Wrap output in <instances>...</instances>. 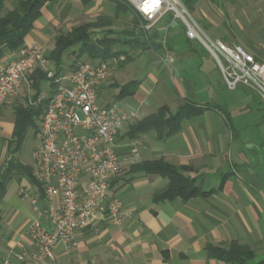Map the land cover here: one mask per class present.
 <instances>
[{
	"label": "crops",
	"instance_id": "1",
	"mask_svg": "<svg viewBox=\"0 0 264 264\" xmlns=\"http://www.w3.org/2000/svg\"><path fill=\"white\" fill-rule=\"evenodd\" d=\"M191 7V13L211 37L227 44L245 40L248 49L255 50L264 31V0H193ZM114 8L115 4L107 0H63L58 9L44 8L24 44L0 58L2 67L34 45L43 50L46 58L30 75V83L34 81L38 88L31 87L33 93L29 94L23 84L17 98L2 108L0 163L10 156L16 106H27L38 89L39 98L47 107L49 91L54 88L48 73L76 68L68 70V56L77 47L65 52L60 66L51 60L58 35L73 26L94 22L99 15L111 16L108 9L114 13ZM154 32L167 39L175 62H167L164 51L119 49L121 54L106 60L112 73L99 91L101 104H117L136 114L133 121L123 126L115 146L122 173L113 179L112 187L122 203L123 219L119 224L101 221L78 230L70 250L59 248L54 261L41 264H228L208 257L205 248L208 244L234 241L259 251L258 257L264 259L263 179L249 172L252 152L259 155L263 147L260 140L258 146L252 138L249 140L250 126L244 129L236 122L234 130L224 113L209 109L182 121L178 131L167 139H160L156 128L131 135L134 124L164 106L174 112L186 102L228 104L215 60L197 46L198 42L186 37L180 21L169 14ZM126 58L131 60L125 62ZM40 73L45 77L40 78ZM214 73H218V78ZM217 97L223 101H211ZM41 117L42 114L37 118V128L29 129L20 149L10 156L31 169L37 144L29 135L33 130L39 136ZM26 140L32 152L23 151ZM157 160L184 168V175L194 182L199 193L186 201L181 197L155 200V193L167 188L170 179L136 167ZM59 205V197L50 198L36 178L24 173L11 179L0 204L1 260L15 264L20 256L34 249L30 234L33 222L40 219L48 226L49 211Z\"/></svg>",
	"mask_w": 264,
	"mask_h": 264
},
{
	"label": "built area",
	"instance_id": "2",
	"mask_svg": "<svg viewBox=\"0 0 264 264\" xmlns=\"http://www.w3.org/2000/svg\"><path fill=\"white\" fill-rule=\"evenodd\" d=\"M147 21L158 26L169 14L180 21L189 40L199 42L215 60L229 90L246 87L264 103V35L255 50L229 45L211 37L181 0H126ZM165 60L175 62L171 53ZM46 62L39 46L0 67V116L2 108L18 96L23 84L31 91L30 75ZM107 61L81 62L69 72H49L54 88L41 117L39 141L33 152V176L47 195L59 197L60 205L49 211V225L33 222L30 234L35 248L15 264L50 263L59 248L70 250L78 230L101 221L121 223L122 203L112 181L122 173L116 151L117 138L134 112L117 104L99 102L101 85L111 76ZM30 104L38 105L42 98ZM3 264L10 260L3 259Z\"/></svg>",
	"mask_w": 264,
	"mask_h": 264
},
{
	"label": "trees",
	"instance_id": "3",
	"mask_svg": "<svg viewBox=\"0 0 264 264\" xmlns=\"http://www.w3.org/2000/svg\"><path fill=\"white\" fill-rule=\"evenodd\" d=\"M10 1H13L14 5L10 6ZM62 1L0 0V58L7 51H17L24 44L26 36L33 29L34 23L41 17L44 8L50 10L58 9ZM107 1L115 4L114 16L102 14L94 22L82 23L73 26L67 33H60L57 37L56 47L52 53L51 60L60 66L65 52L75 47H77V50H73V52L77 51V59L88 55L94 62L106 61L113 56L121 54V51H126L125 49H121L119 52V46H128L130 50L140 52L147 49L163 51L162 42L157 40L154 31L149 32L144 28L147 25V21L129 2L126 0ZM192 1L187 0L185 2L189 10L192 8ZM127 15L131 16V20L127 22V27L120 30L112 27L115 19L126 17ZM128 60L131 59L126 58L125 62ZM40 74V78L45 77V74ZM31 85L33 89L38 88V85L34 81ZM38 91L37 89V92L35 91V94L32 96L34 101L40 97ZM125 93L128 92L122 91V94ZM256 97L260 103H263L258 96ZM49 101L50 97L47 99V103ZM228 106L226 102L225 105L216 102L203 105L186 102L174 112H171L167 106H164L143 121L134 124L131 128V135L136 136L151 128H156L159 131L160 139H167L178 131L182 121L209 109L224 113L231 128L235 130L236 127ZM45 108L42 101L36 106H25L23 104L16 106V128L10 142V156L20 149L29 129L37 128V118L44 112ZM136 168L148 173L160 174L170 179V184L167 188L155 193V200H174L177 197H181L183 201H186L199 193L194 182L184 175V168H176L163 160L145 162L139 164ZM24 173L35 179L32 169L14 157L0 163V204L7 194L8 182ZM1 221L2 214L0 209V229ZM205 254L210 258L222 259L228 264H264V259L259 258L254 249L246 245H240L235 241L230 244H208L205 248ZM0 264H2L1 258Z\"/></svg>",
	"mask_w": 264,
	"mask_h": 264
},
{
	"label": "rangeland",
	"instance_id": "4",
	"mask_svg": "<svg viewBox=\"0 0 264 264\" xmlns=\"http://www.w3.org/2000/svg\"><path fill=\"white\" fill-rule=\"evenodd\" d=\"M9 3H10L9 4L10 6L14 5L13 1H10ZM111 11L112 10L108 9L109 14H111V17H113L114 13ZM261 12H263V10ZM106 13H107V11H106ZM130 20H131V16H129V15H127L126 17L119 18V19H115L112 27L120 30L124 27H127L128 26L127 22ZM144 28L146 30H148L149 32L156 30L155 29L156 26L152 27V28H147L145 25ZM155 35L157 36V40L162 42V44H163L162 49H163L164 53H170V49L168 48L167 39L166 38L161 39L160 35H157L156 33H155ZM263 35H264V31L262 32V35L259 38V41L262 39ZM233 44H242L245 47H247V42L245 40L233 41L229 45H233ZM200 45H197V46H199L200 49L206 50L202 44H200ZM119 48L122 50L125 49L127 51H130L128 46H119ZM247 49H248V47H247ZM75 50H77V49L75 48ZM76 52L77 51L72 52L68 56V58L70 60V62L68 64V68H69L68 70H71V69L77 67V65L81 62H94L90 57H88V55H84L80 59H77V53ZM214 76H215V78H218V73L217 74L214 73ZM214 80L215 79L213 77V81ZM215 90L218 91L217 88H215ZM224 90H225V98L228 101V105H229L228 107L230 109V115H231V118H232L234 124H236V122H237L239 127H244V129L245 128L248 129V127L250 126L249 127V130H250L249 140H250V138H252L251 140L256 143V146L260 145L259 140L261 142V146L263 148H261V152H259V155H258L257 151H255V153L252 152V154H251L252 158H250V161L252 162V164H251L252 168L250 167L249 172L251 174L252 173L258 174V176L261 179H263V185H264V103H260V101H258V99L256 97L257 95L253 91H250L246 87H239L236 90H229L225 86ZM32 93H33V91L29 94H32ZM49 95H50V91H49L48 96ZM219 97H220V94H219ZM219 97H217V98H215V100H211V101L222 102L223 99H219ZM29 100H28V105H32V104H30ZM29 136H30V140L36 146V144H38V140H39L38 134L35 135V132L32 130L30 132ZM13 147H15V146H13ZM25 150H27L28 152H30V151L32 152V148H31L28 140H26L25 146L23 148V151H25ZM258 151H260V149ZM9 158H10V156H9ZM237 171H240V170H237ZM252 175H254V174H252ZM256 253L260 254L259 251H257Z\"/></svg>",
	"mask_w": 264,
	"mask_h": 264
}]
</instances>
